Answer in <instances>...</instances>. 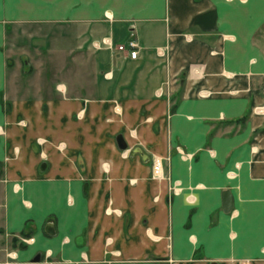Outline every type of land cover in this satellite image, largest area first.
Wrapping results in <instances>:
<instances>
[{
	"label": "crops",
	"instance_id": "crops-1",
	"mask_svg": "<svg viewBox=\"0 0 264 264\" xmlns=\"http://www.w3.org/2000/svg\"><path fill=\"white\" fill-rule=\"evenodd\" d=\"M0 128V264H264V0H0Z\"/></svg>",
	"mask_w": 264,
	"mask_h": 264
},
{
	"label": "rangeland",
	"instance_id": "rangeland-1",
	"mask_svg": "<svg viewBox=\"0 0 264 264\" xmlns=\"http://www.w3.org/2000/svg\"><path fill=\"white\" fill-rule=\"evenodd\" d=\"M33 42H37V39H32ZM66 54V53H64ZM41 57H38L36 59V66L37 69L34 71V69L30 71H25L27 74H33L29 77L28 81L34 82V83H40L42 82L44 87H47L52 85L54 86L56 81H59L60 78H70V75L67 76H61L60 66L63 68L70 67L66 65V63L69 64L70 59H65L62 57V53H44L40 55ZM62 57V58H61ZM21 62L23 61L20 59ZM66 62V63H65ZM33 68V67H32ZM64 71V70H63ZM68 71V70H66ZM14 78L17 80V76H14ZM20 124H26L23 123V121H19ZM37 142L39 141V138L36 139ZM60 147V146H59ZM155 155V154H154ZM159 156V155H156ZM161 157V156H159ZM163 160V157H161ZM165 158V157H164ZM167 158V157H166Z\"/></svg>",
	"mask_w": 264,
	"mask_h": 264
},
{
	"label": "built area",
	"instance_id": "built-area-1",
	"mask_svg": "<svg viewBox=\"0 0 264 264\" xmlns=\"http://www.w3.org/2000/svg\"><path fill=\"white\" fill-rule=\"evenodd\" d=\"M116 49L121 51H126L128 55L132 58H135L138 50H139V43L136 38L131 37L126 42H119L115 45ZM2 129L0 128V133ZM180 149V147H179ZM162 158L156 155H152L151 160V172L154 178H162L165 176ZM169 261H172L171 258H168Z\"/></svg>",
	"mask_w": 264,
	"mask_h": 264
},
{
	"label": "water",
	"instance_id": "water-1",
	"mask_svg": "<svg viewBox=\"0 0 264 264\" xmlns=\"http://www.w3.org/2000/svg\"><path fill=\"white\" fill-rule=\"evenodd\" d=\"M119 145H121L120 141H119ZM124 145L125 144L123 142L122 146ZM223 205L225 209H230V207L232 206L231 195L228 190L223 191ZM37 259L38 258L36 257L34 260H37Z\"/></svg>",
	"mask_w": 264,
	"mask_h": 264
}]
</instances>
